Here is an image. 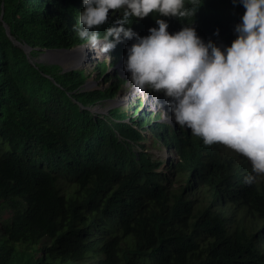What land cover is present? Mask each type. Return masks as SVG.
I'll use <instances>...</instances> for the list:
<instances>
[{"label":"trees","instance_id":"16d2710c","mask_svg":"<svg viewBox=\"0 0 264 264\" xmlns=\"http://www.w3.org/2000/svg\"><path fill=\"white\" fill-rule=\"evenodd\" d=\"M186 7L196 14L129 26L144 37L158 17L170 33L191 25L231 46L246 11L234 0ZM83 10V0H0V264H264V174L245 184L246 157L157 123L154 142L179 158L159 170L136 148L144 136L128 115L92 112L107 96L84 91L83 70L33 62L38 51L86 43L75 29ZM122 11L110 12L101 37ZM97 69L109 80L107 66ZM156 116L135 111L143 130Z\"/></svg>","mask_w":264,"mask_h":264},{"label":"clouds","instance_id":"9594fccd","mask_svg":"<svg viewBox=\"0 0 264 264\" xmlns=\"http://www.w3.org/2000/svg\"><path fill=\"white\" fill-rule=\"evenodd\" d=\"M237 2L246 11L235 27L237 38L231 46H223L205 42L191 25L170 33L168 22L158 17V28H150V35L144 37L129 26L132 17L143 19L153 13L165 17L196 14L195 9L186 7V0H83L84 10L75 29L86 43L63 50L70 70L85 72L84 91L94 92L97 89H90L88 78L95 70L99 75L101 56L111 59L108 54L113 50L116 56L118 44L132 41L124 67L131 74L133 90L141 95L152 92L149 89L163 93L162 104L181 127L201 137L205 145L222 144L246 157L252 173L244 183L252 185L264 174V0H234ZM119 10L122 15L101 37L97 29L108 23L110 12L116 17ZM73 46L83 51L87 62L77 61L68 52ZM88 53L93 54L95 67L87 68L91 61ZM144 104L138 98L135 110L139 109L141 116L146 115L140 112Z\"/></svg>","mask_w":264,"mask_h":264},{"label":"rangeland","instance_id":"374dc122","mask_svg":"<svg viewBox=\"0 0 264 264\" xmlns=\"http://www.w3.org/2000/svg\"><path fill=\"white\" fill-rule=\"evenodd\" d=\"M131 42L132 41L124 40L123 46L117 45V49L115 53L117 57L113 56V50L108 54L111 56V59H106L103 56H101V60H99L97 64L101 65L102 69H104L106 65L108 66L106 75H108L109 80L105 82L102 78L99 77L98 72L96 70L95 72L91 73L92 74L91 76L96 78L98 81L97 90L94 91L96 97L101 96V94L104 97L105 96L107 97L99 100L95 105H93L92 107L90 106V108L92 112L97 115L99 114L108 115L110 111L120 114L121 116L129 115V118L125 120V123H127L133 129L141 130L144 136L143 140L137 142L138 146L136 148L139 151L142 150L150 154L151 159L153 161L159 160L163 162V165L160 167L159 170H164L170 165L176 163L179 158L175 154H173L172 151H168L163 145L159 144L158 142L155 143L153 134L159 133V130L153 133L150 129L152 127H156L155 125L157 123H167L175 127H178L179 124L175 121V118L172 115V113L166 110V107L162 104V101L164 99H162L159 94L154 92L147 93L146 91L145 94L141 95L133 90L130 81L131 74L127 72L124 67V61L126 60L127 57V47ZM38 52L39 53H37V55L33 56L32 58L34 63L45 64V65L56 64L63 67L64 71L70 70L71 66L67 61L68 58L66 57V53L62 49H56L50 51H38ZM88 55L89 58L93 56V54L90 55V53ZM91 67H95L93 60L89 61L87 65V68H91ZM114 83L118 85L116 87L117 90L112 97H108V95L110 94L106 93L105 89H107L109 86L112 87ZM95 86H96L95 81L94 83H90V87H91L90 89L95 90L96 89L94 88ZM138 98H142L145 101V104L142 105V107L140 106L141 113L146 112V115H149L148 114L149 112L150 114L158 113V117H156L155 119L151 118L149 124H146L144 130L139 127L137 123V119H134L135 118L134 115L136 111L135 108ZM109 105L111 106V108L108 107ZM180 180L181 179H178L175 186L178 187L180 184H182ZM8 216H9L8 213L4 214V217H8Z\"/></svg>","mask_w":264,"mask_h":264},{"label":"bare ground","instance_id":"6f19581e","mask_svg":"<svg viewBox=\"0 0 264 264\" xmlns=\"http://www.w3.org/2000/svg\"><path fill=\"white\" fill-rule=\"evenodd\" d=\"M68 52L70 53V54H74L75 55V59L77 60V61H79V62H82V63H84V62H87V59H86V61H85V59H84V53H82V50H80L79 48H77L76 46H73L70 50H68ZM89 54V53H88ZM88 58H89V55H88ZM94 77H89L88 78V82H89V84L90 83H94V81L96 82V80H95V78L93 79ZM90 80V81H89ZM97 89V88H96ZM114 105V104H113ZM108 107H110L111 108V106L109 105ZM109 108V109H110Z\"/></svg>","mask_w":264,"mask_h":264},{"label":"water","instance_id":"95a60500","mask_svg":"<svg viewBox=\"0 0 264 264\" xmlns=\"http://www.w3.org/2000/svg\"><path fill=\"white\" fill-rule=\"evenodd\" d=\"M7 27V26H6ZM7 33L8 35H10V31H9V27H7ZM19 44V43H16ZM25 48V47H24ZM63 50V49H62ZM25 51L28 53V55H30V48H25ZM64 51V50H63Z\"/></svg>","mask_w":264,"mask_h":264}]
</instances>
